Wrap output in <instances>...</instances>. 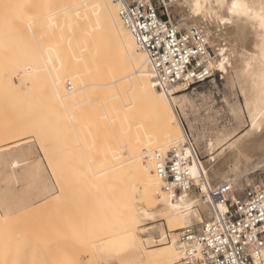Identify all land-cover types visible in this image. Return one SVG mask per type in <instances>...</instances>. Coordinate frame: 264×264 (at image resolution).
Wrapping results in <instances>:
<instances>
[{
	"label": "bare ground",
	"instance_id": "1",
	"mask_svg": "<svg viewBox=\"0 0 264 264\" xmlns=\"http://www.w3.org/2000/svg\"><path fill=\"white\" fill-rule=\"evenodd\" d=\"M228 4L241 37L250 42L247 50H240L242 55H238L235 65L227 48L219 45L212 38V31L204 27L218 69L224 73L234 69L244 83L251 84L249 93L244 89L250 111L249 129L235 136L237 128H234L216 142L211 139L206 143L211 166L207 167L200 157L192 171L196 170L198 176L202 167L211 186L224 181L235 184L246 174L240 167L243 162L249 165L256 159L254 170L264 166V34L256 38L248 35L249 21L259 23L264 30V0H230ZM202 6L203 0H193L191 9L197 14ZM183 21L181 18L179 23ZM3 47L25 54L21 61L17 51L9 59L0 52V61L2 57L13 59V64L19 61V65L14 64L9 70V79L12 85L16 84L14 88L19 95L44 86L56 97L55 104L62 114L69 106L78 104L80 95L87 92L88 99L84 100L91 102L94 98V105H101L116 131L117 146L109 148L110 166L99 171L92 168L97 183L110 187L112 205L119 218L118 231L98 247L105 249L104 253L116 254L121 243L130 241L142 256L135 260L133 254L135 259L129 264H177L182 257L180 241L170 243L162 233L160 243L149 240L147 248L148 238L140 235L144 221L153 222L160 216L170 230H177L210 220L225 205L209 204L194 190L183 194V200L182 196L172 199L163 191L154 167V152L188 144L189 134L176 107L179 90L176 87L165 93L163 88L153 86L155 72L149 57L121 20L118 4L114 0H0V48ZM246 54L250 57L245 58ZM245 117L246 114L237 116L240 125ZM216 148H222L218 156L214 155ZM194 200L196 203L189 212L185 205ZM3 217L0 211V222L6 223Z\"/></svg>",
	"mask_w": 264,
	"mask_h": 264
},
{
	"label": "rangeland",
	"instance_id": "2",
	"mask_svg": "<svg viewBox=\"0 0 264 264\" xmlns=\"http://www.w3.org/2000/svg\"><path fill=\"white\" fill-rule=\"evenodd\" d=\"M192 2L184 0L169 11L176 20L207 26L212 38L227 48L235 65L240 50H247L250 42L241 37L236 17L229 11L230 0H203L197 14L191 9ZM249 34L256 38L264 30L259 23L249 21ZM6 48H0L2 56L13 58L17 51L23 61L22 50ZM6 58L0 61V211L6 221L0 222V264H129L140 259L141 252L139 255L130 241L121 243L116 254L104 253L105 249L98 247L118 231L119 223L110 187L99 185L92 177V168L99 171L110 166L109 148L117 146L116 131L101 105L95 106L93 97L86 102L84 92L78 104L61 114L56 97L44 86L19 95L9 79L11 66L19 65V61L7 63L11 60ZM238 78L229 68L195 88L182 91L177 87L176 107L207 167L211 166L207 142H216L234 128L235 136L249 129L246 91H251V84ZM14 81L19 82L15 77ZM239 114H246L241 125ZM221 149L216 148L214 155L218 156ZM256 162L240 164L246 174L236 180L238 192L248 183L262 182L264 166L252 169ZM209 172L214 177L213 170ZM211 181L215 183L214 178ZM144 222L140 235L148 238V246L143 241L147 248L149 240L160 243L162 233L170 243L180 241L181 229L170 230L160 216Z\"/></svg>",
	"mask_w": 264,
	"mask_h": 264
},
{
	"label": "built area",
	"instance_id": "3",
	"mask_svg": "<svg viewBox=\"0 0 264 264\" xmlns=\"http://www.w3.org/2000/svg\"><path fill=\"white\" fill-rule=\"evenodd\" d=\"M114 1L118 4L121 20L133 34L139 48L147 53L155 74L163 79L164 70H172L168 73L171 83L168 91L176 87H181L182 91L195 88L211 80L219 71L204 25H189L186 21L180 24L181 19H174L169 11L184 0ZM171 31L175 32L174 39L169 36ZM146 36L148 40L144 39ZM186 36L189 37L187 41L182 39ZM197 48L203 51L196 56L188 54ZM197 61L204 62V67H210L211 71L201 76L203 69L198 67ZM177 68L184 77L195 72L196 79H175L172 83ZM153 161L162 180V189L170 198L176 200L194 190L209 204L222 203L227 208L226 212L217 210L210 220L188 224L181 229L182 257L177 264H258L253 256L256 250H259V258L263 259L264 248H259V245L264 241V224L258 221L260 213L264 212V178L258 184L248 183L242 192H238L231 181L211 186L202 167L198 176H191L192 167L200 161V155L190 136L186 146L173 147L166 152L155 151ZM204 188L207 192L202 193ZM244 237H248L247 245ZM194 250L202 259L193 255Z\"/></svg>",
	"mask_w": 264,
	"mask_h": 264
},
{
	"label": "snow or ice",
	"instance_id": "4",
	"mask_svg": "<svg viewBox=\"0 0 264 264\" xmlns=\"http://www.w3.org/2000/svg\"><path fill=\"white\" fill-rule=\"evenodd\" d=\"M169 36L172 37L174 39V36H175V32L174 31H171L169 32ZM189 37H182L183 40L187 41ZM145 40H148L149 37H144ZM203 49L202 48H197L195 51H190L188 54L191 55V56H196L198 55L200 52H202ZM184 57L182 56L181 59H183ZM197 64H198V67L202 68L203 71L201 72V76H205L209 71H211V68L210 67H204V62L202 61H197ZM219 67L221 68V70L223 69V64L219 65ZM165 75H164V78L163 79H160L159 76H157L155 73H153L155 79H154V82H153V86L154 87H157V88H161L163 87V91L166 93L167 92V88L171 86V83L169 82V77H168V73L171 72L172 70L169 69V68H166L165 70ZM174 79L172 81V83L175 82V79H183V80H186L187 78H191V79H196V74L195 72H192V73H189L187 77H184V76H181L180 75V70L179 68H177L175 70V74H174ZM256 125L253 124V128H255ZM191 176L195 177L196 176V170H193L191 173ZM176 179H179V177H177ZM201 192H207V188H204L201 190ZM181 199L183 200L184 197L182 196ZM196 201L194 200L191 204H186L185 205V208L189 210V212H191L192 210V206L193 204H195ZM220 211H223V212H226L227 211V208L225 206H221L219 209H218V212ZM197 219H199V216L197 214ZM258 223L260 224H264V212H261L260 213V220L258 221ZM243 234V225L241 227V235ZM237 243H239V241H236ZM244 243L245 245H247L249 243L248 241V237H244ZM259 248H264V241H261L260 242V245H259ZM193 255L199 259H202V256L200 255L199 252L195 251L193 252ZM253 256H254V259H257L258 260V264H264V259H260L259 256V250H256L253 252ZM186 259V257H185ZM205 264H207V262H205Z\"/></svg>",
	"mask_w": 264,
	"mask_h": 264
},
{
	"label": "crops",
	"instance_id": "5",
	"mask_svg": "<svg viewBox=\"0 0 264 264\" xmlns=\"http://www.w3.org/2000/svg\"><path fill=\"white\" fill-rule=\"evenodd\" d=\"M113 250V249H112ZM114 251V250H113Z\"/></svg>",
	"mask_w": 264,
	"mask_h": 264
}]
</instances>
